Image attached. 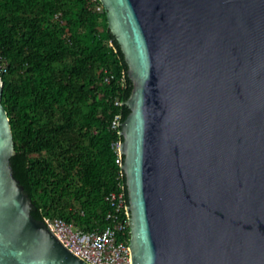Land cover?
I'll return each mask as SVG.
<instances>
[{
  "label": "water",
  "instance_id": "water-1",
  "mask_svg": "<svg viewBox=\"0 0 264 264\" xmlns=\"http://www.w3.org/2000/svg\"><path fill=\"white\" fill-rule=\"evenodd\" d=\"M100 2L132 81L131 264H264V0ZM2 87L0 264H90L32 214Z\"/></svg>",
  "mask_w": 264,
  "mask_h": 264
},
{
  "label": "trees",
  "instance_id": "trees-1",
  "mask_svg": "<svg viewBox=\"0 0 264 264\" xmlns=\"http://www.w3.org/2000/svg\"><path fill=\"white\" fill-rule=\"evenodd\" d=\"M1 67L11 162L33 216L103 227L104 197L125 183L112 147L121 126L111 122L129 113L132 81L102 3L0 0Z\"/></svg>",
  "mask_w": 264,
  "mask_h": 264
},
{
  "label": "built area",
  "instance_id": "built-area-1",
  "mask_svg": "<svg viewBox=\"0 0 264 264\" xmlns=\"http://www.w3.org/2000/svg\"><path fill=\"white\" fill-rule=\"evenodd\" d=\"M59 16L60 13L55 15L56 18ZM1 71H5V67H1ZM116 103L119 104V101ZM120 123L121 117L116 115L111 126L118 129ZM112 147L117 154L116 163L121 165L120 139L114 141ZM119 187L104 197L109 208L105 215L107 224L101 228L80 230L61 217L46 216L43 220L68 249L90 264H131L128 246L130 229L122 182Z\"/></svg>",
  "mask_w": 264,
  "mask_h": 264
}]
</instances>
